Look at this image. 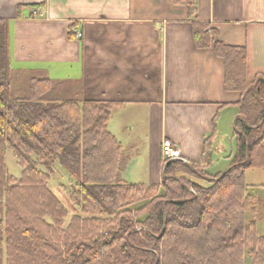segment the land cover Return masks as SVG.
<instances>
[{
	"label": "trees",
	"instance_id": "obj_1",
	"mask_svg": "<svg viewBox=\"0 0 264 264\" xmlns=\"http://www.w3.org/2000/svg\"><path fill=\"white\" fill-rule=\"evenodd\" d=\"M175 3L195 20L197 47H213L225 61L227 90L241 94L231 168L210 178L176 160L165 163L160 185L125 182L131 158L109 130L115 104L55 101L57 84L36 76L17 95L2 22L0 264H264V202L246 183L247 171L264 170V86L260 79L248 85L244 48L217 42L214 30L197 22V0ZM31 9L33 17L39 8ZM7 149L23 169L20 179L8 172ZM58 167L85 217L69 218L49 189Z\"/></svg>",
	"mask_w": 264,
	"mask_h": 264
},
{
	"label": "crops",
	"instance_id": "obj_2",
	"mask_svg": "<svg viewBox=\"0 0 264 264\" xmlns=\"http://www.w3.org/2000/svg\"><path fill=\"white\" fill-rule=\"evenodd\" d=\"M33 7L39 9L32 17ZM197 7V22L209 25L217 42L247 51L248 85L264 79V0H197ZM2 22L13 73L56 83L55 101L115 104L109 130L131 158L125 182L160 185L165 142L180 162L204 168L210 178L231 168L241 94L227 90L225 61L215 49L197 47L185 6L175 0H0ZM213 165L220 169L215 175ZM246 183L251 191L264 189Z\"/></svg>",
	"mask_w": 264,
	"mask_h": 264
},
{
	"label": "rangeland",
	"instance_id": "obj_3",
	"mask_svg": "<svg viewBox=\"0 0 264 264\" xmlns=\"http://www.w3.org/2000/svg\"><path fill=\"white\" fill-rule=\"evenodd\" d=\"M38 15L40 16V18L43 17L42 13H39ZM26 79H28L27 76H19L18 74H16V72L14 73L12 86H13L14 92L17 95L19 94V96H23L26 93L25 91H26L27 86H28V82ZM126 135H127V133H124L123 137H125ZM230 137L227 138V140H225V145L229 149L231 147V138ZM124 139H126V138H124ZM233 141H234V144L236 146L235 137L233 138ZM212 150H213V143L211 146V152L210 153H212ZM224 162H222V164H224ZM5 163H6L9 174L16 179H20V177L23 175V169L19 165V163H18V161H17L16 157L14 156V153L11 149H7V151H6ZM57 169H58V171H57L58 173L49 182V189L70 210L69 218L73 217L75 214H78L79 216L81 215L82 217H85L80 213V209L76 208V205L74 202V194L77 192L75 186L73 185V183H71L69 181V178L66 176V174L61 169H59V167ZM219 170H220L219 165L217 166V169H215V167L213 165L211 167L210 172L213 175H215L216 173H218ZM246 181H248V183L250 185H256V186L264 185V170H249L246 173ZM251 192L254 193L255 195L259 196L264 202V189L258 188L257 191H251ZM258 215L260 216V219L263 218L262 220H259V231H260L261 236H264V206L260 209V211L258 212Z\"/></svg>",
	"mask_w": 264,
	"mask_h": 264
},
{
	"label": "built area",
	"instance_id": "obj_4",
	"mask_svg": "<svg viewBox=\"0 0 264 264\" xmlns=\"http://www.w3.org/2000/svg\"><path fill=\"white\" fill-rule=\"evenodd\" d=\"M162 151L165 163L179 160L177 151L173 148L171 143L165 142L163 144Z\"/></svg>",
	"mask_w": 264,
	"mask_h": 264
},
{
	"label": "water",
	"instance_id": "obj_5",
	"mask_svg": "<svg viewBox=\"0 0 264 264\" xmlns=\"http://www.w3.org/2000/svg\"><path fill=\"white\" fill-rule=\"evenodd\" d=\"M259 83L264 86V79H260Z\"/></svg>",
	"mask_w": 264,
	"mask_h": 264
}]
</instances>
